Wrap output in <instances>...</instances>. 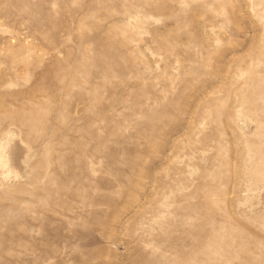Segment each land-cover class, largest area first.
Masks as SVG:
<instances>
[{
    "label": "rangeland",
    "instance_id": "374dc122",
    "mask_svg": "<svg viewBox=\"0 0 264 264\" xmlns=\"http://www.w3.org/2000/svg\"><path fill=\"white\" fill-rule=\"evenodd\" d=\"M0 264H264V0H0Z\"/></svg>",
    "mask_w": 264,
    "mask_h": 264
}]
</instances>
